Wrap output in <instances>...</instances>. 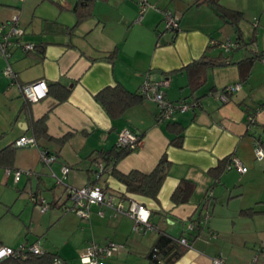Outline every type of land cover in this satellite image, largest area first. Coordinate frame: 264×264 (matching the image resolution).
<instances>
[{
    "label": "crops",
    "instance_id": "0c3cea01",
    "mask_svg": "<svg viewBox=\"0 0 264 264\" xmlns=\"http://www.w3.org/2000/svg\"><path fill=\"white\" fill-rule=\"evenodd\" d=\"M147 1L157 8H147L138 19L136 0H95L92 15L70 33L67 28L77 19L73 9L77 0H0V24L17 14L24 30L20 40L35 46L27 52L12 48L8 62L14 77L3 73L7 62L0 56V148L20 136L32 135L28 119L45 115L49 138H41L37 145L57 155L48 167L39 160L38 146H21L16 148L13 167L0 168V182L13 185L17 191L10 209L18 212L23 225L12 239L0 236V244L16 246L38 239L43 247L40 233H47L51 225L64 226L66 216H70L75 218L71 234L77 238L75 250L69 248L68 239L65 245L52 246L53 251L43 248L66 264H80L79 255L90 241L118 245L99 264H148V253L160 233L174 240L188 239L189 245H184L183 253L171 264H209L217 255L225 258V264H248L264 249V158L256 159L255 140L250 134L264 130V57H255L264 51V23L260 24L264 0H220L222 6L243 14L238 23L241 41L230 54L209 44L211 38L238 39L234 26L212 7L194 4L196 0ZM165 8L180 16L175 32L162 30L160 10ZM254 18L258 19L255 26ZM112 50V59L105 58ZM203 53L227 62L209 66L203 82L192 88L184 66ZM146 78H168L165 92L169 99L194 98L199 103L170 119L158 120L156 103L142 99L112 118L94 98L101 88L116 83L137 92ZM37 79L63 84L70 91L67 99L58 102L47 94L23 109L26 100L19 87ZM238 82L240 88L221 102L219 90ZM250 114L255 122L252 125L248 122ZM179 127L181 143L176 145L171 140ZM124 128L135 133L139 143L116 162L115 169L149 172L161 156L169 161L157 200L127 193L125 186L108 173L98 181L117 196H124L125 208L128 197H132L149 209L152 229L147 231H134L131 217L106 205H89L88 219L63 211V206L71 203L65 184L80 187L94 181L96 162L101 158H93L116 146L118 132ZM232 154L247 167L245 172L226 169L218 177L208 173L220 159ZM63 165L70 170L64 183H56L51 171L62 178ZM14 169L31 174L23 172L15 182ZM182 178L195 186L187 202L175 204L170 196ZM28 191L27 208L22 198ZM31 195L46 199L49 208L45 212L60 208L61 217L49 216L47 228L35 225L33 212L40 211ZM204 200L201 213L207 209L210 217L203 226L187 230V221L198 216ZM20 201L23 203L17 205ZM74 255L77 260L71 262Z\"/></svg>",
    "mask_w": 264,
    "mask_h": 264
},
{
    "label": "built area",
    "instance_id": "2783aa9c",
    "mask_svg": "<svg viewBox=\"0 0 264 264\" xmlns=\"http://www.w3.org/2000/svg\"><path fill=\"white\" fill-rule=\"evenodd\" d=\"M139 6V18L146 11L147 8H157L155 4L149 3L147 0H136ZM161 22L164 25V29L175 32L179 28L180 16L170 10L162 9ZM258 23V19L254 18L252 24L255 26ZM24 33L22 26L19 23V17L17 14H13L9 20L0 24V56H2L7 64L3 69V73L9 77H14V72L11 65L8 62V58L11 55L12 48L19 47L23 51H32L35 49L33 43L23 42L20 40ZM209 44L219 47L224 53H231L232 50L238 47L237 40L225 37L222 40L211 38ZM264 61V59H263ZM169 85L168 78H162L159 80H150L146 78L139 87V94L144 100H152L157 105V119L166 120L170 119L177 112H184L194 109L199 101L197 99L180 98L177 100H171L166 96L165 89ZM20 91L28 102H36L41 100L47 95L48 86L44 79H37L31 82H27L20 85ZM240 88V83H234L221 88L218 92V99L221 102H226L228 95ZM139 143L138 136L127 128H124L118 132L116 146L128 147L130 149H136ZM13 145L16 147L21 146H38L37 141L33 135L20 136L13 141ZM39 160L44 165L50 167L51 164L57 159V155L47 149L40 148ZM254 154L256 159L264 158V143H254ZM104 161L99 159L96 162V168L94 170V181H89L83 186L75 187L69 184H65V194L70 200V205H64L63 211H72L83 219H88L90 215L89 205L100 204L112 207L116 212L123 213L133 220L134 231H147L152 229V225L149 221L150 211L141 202L132 197H128V205L125 208L123 206L122 199L124 196L116 195L108 187L99 183L100 177L104 174ZM226 169H236L240 172H245L247 167L242 164L240 159L232 154L227 162ZM70 168L67 165L61 167L62 178L57 177L51 170V174L54 176L56 183H64L63 179L69 172ZM10 170L7 172L9 173ZM25 172L27 175L31 174V171H25L22 169H14V181L16 182L20 175ZM36 207L40 212H45L49 208V203L44 198L38 200L33 195L30 196ZM101 213V211H99ZM210 217L209 211L204 210L197 222L187 221L186 229L193 230L196 226L201 227L205 224ZM178 242L182 245H189L186 237H180ZM118 245L115 242L108 241L105 243H99L96 241H90L88 245L83 249L79 255L80 264H99L100 260L104 257L110 256L116 251ZM46 251L41 247L40 241L37 239L34 242H23L18 246H9L0 244V262L8 257L24 259L29 255H41ZM153 255H155L156 248H153ZM262 259L259 261V256ZM159 263H161L159 261ZM50 264H66L65 261L55 256ZM209 264H225V258L221 255L214 256L210 259ZM248 264H264V249H260L256 253Z\"/></svg>",
    "mask_w": 264,
    "mask_h": 264
},
{
    "label": "trees",
    "instance_id": "16d2710c",
    "mask_svg": "<svg viewBox=\"0 0 264 264\" xmlns=\"http://www.w3.org/2000/svg\"><path fill=\"white\" fill-rule=\"evenodd\" d=\"M95 0H77L75 7V13L77 19L73 26L67 28L72 33L76 26L84 19L92 15L93 2ZM205 3L212 7L216 13L226 22L232 24L236 30L238 43L241 39V30L238 23L242 20L243 14L239 10L228 8L220 4V0H196L194 4ZM254 34L251 37L249 43L253 42ZM114 50H112L105 58L112 59ZM230 54V53H229ZM257 58L264 57V51H260L255 55ZM252 60V58H250ZM227 62L223 57H209L203 53L199 58L194 59L192 62L184 66L188 72L189 82L192 88L198 87L204 80L203 73L209 66L223 65ZM48 91L47 94L53 96L62 102L67 99L69 95V89L65 88L63 84L58 81H51L47 83ZM95 100L102 105L108 115L112 118L121 116V114L131 105L138 103L142 100L139 92H131L126 90L121 84L116 83L113 86H105L94 94ZM30 102L25 101L23 109H28ZM249 124H254L253 114L249 115ZM28 128H30L32 135L38 142L41 138H49L46 131L45 115L38 118L28 119ZM181 128L179 127L178 134L174 137L171 142L179 145L181 143ZM255 142L264 143V130L259 133H250ZM1 138V136H0ZM139 138V137H138ZM16 146L10 143L3 148H0V168H12L13 162L16 156ZM133 149L128 147H117L114 146L108 151L99 152L97 157L93 160H97L100 157L105 164L103 173H108L114 176L125 186V191L131 194H137L157 200V195L160 187L167 175L169 161L165 156H161L157 164L149 172H142L138 169H131L128 172H120L115 169L116 162L129 154ZM230 156L223 157L219 160L218 164L208 170V173L215 177H218L224 170ZM195 184L187 179H180L176 187L171 193V200L175 204L187 202L194 189ZM205 206V200L198 209V216L190 220L197 222L200 218L201 211ZM153 248H156L155 255H153ZM186 247L174 240L165 233H160L154 247L148 253L149 262L148 264H171L177 257H179ZM58 256L56 253L45 252L41 255H29L24 259L8 257L0 262V264H50L52 259ZM159 261L161 263H159Z\"/></svg>",
    "mask_w": 264,
    "mask_h": 264
},
{
    "label": "rangeland",
    "instance_id": "374dc122",
    "mask_svg": "<svg viewBox=\"0 0 264 264\" xmlns=\"http://www.w3.org/2000/svg\"><path fill=\"white\" fill-rule=\"evenodd\" d=\"M262 18L260 20V24L264 23V11H262ZM162 24V30L168 31L164 29V25ZM2 173V170H0V174ZM16 189L13 188V185H4L0 182V236L4 239H12L14 238L17 230L23 225L18 219L19 216L17 211H11L10 206L12 202L15 201V197L17 196ZM28 192L23 193V198L26 204L27 208L29 205V202H27ZM23 202H17V205H20ZM60 208L55 207L53 210L49 209L47 212L40 213L37 211L33 212L32 215V221L37 226H46L45 228L49 227L51 223H48L49 216L55 217L58 215L61 217ZM26 212V211H25ZM40 213V214H39ZM66 215H72V214H65ZM68 219L66 220V224L64 226L60 223L57 225H51L50 229L47 233H40L42 238V248H44L46 251H53L52 246H60L66 240L68 239L69 248L72 250H75L77 247V238L74 236H71L73 233V228L75 224V218L72 219L70 216H66ZM28 224V222H26ZM42 232V231H41ZM21 243H18L16 246L20 245ZM65 245V243H64ZM15 247V246H14ZM75 256V255H74ZM72 257L70 259L71 262L76 259L77 256ZM73 260V261H72ZM77 260V259H76ZM77 262V261H76Z\"/></svg>",
    "mask_w": 264,
    "mask_h": 264
},
{
    "label": "water",
    "instance_id": "95a60500",
    "mask_svg": "<svg viewBox=\"0 0 264 264\" xmlns=\"http://www.w3.org/2000/svg\"><path fill=\"white\" fill-rule=\"evenodd\" d=\"M75 7H76V3L73 5V9H75Z\"/></svg>",
    "mask_w": 264,
    "mask_h": 264
}]
</instances>
